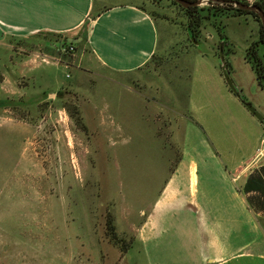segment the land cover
<instances>
[{
  "label": "rangeland",
  "instance_id": "1",
  "mask_svg": "<svg viewBox=\"0 0 264 264\" xmlns=\"http://www.w3.org/2000/svg\"><path fill=\"white\" fill-rule=\"evenodd\" d=\"M146 6L159 24V52L145 72L123 81L96 71L84 44L71 50L57 35L14 45L8 73L21 93L0 92V264H182L184 246H158L167 235L147 249L136 240L182 152V116L193 118L215 147L234 149L242 132L251 147L260 145L264 121L253 116L252 123L245 105L264 117V90L245 60L260 22L217 12L227 6L209 1L198 8L211 20L193 40L182 6ZM221 48L241 97L224 77ZM29 59L55 64L41 81L14 68ZM214 71L221 87L207 82ZM109 217L131 243L127 253L111 242Z\"/></svg>",
  "mask_w": 264,
  "mask_h": 264
},
{
  "label": "crops",
  "instance_id": "2",
  "mask_svg": "<svg viewBox=\"0 0 264 264\" xmlns=\"http://www.w3.org/2000/svg\"><path fill=\"white\" fill-rule=\"evenodd\" d=\"M146 3L0 0V92L11 97L21 93L8 73L12 49L18 42L43 34L79 40L76 44L89 49L96 71L108 73L111 76H102L113 81L145 72L159 52V24ZM47 61L29 59L14 68H20V76L42 81V73L55 64ZM217 76L211 72L207 82L221 87ZM9 89L17 93H6ZM247 116L255 123L253 114ZM188 118L182 116L183 147L178 162L136 240L147 249L151 240L167 235L158 246H184L187 258L182 264H264V158H257L264 137L259 146L251 147L242 132L237 144H232L234 149L224 144L215 147L206 141L198 123ZM191 134L201 140L196 142ZM177 234L181 243L175 239Z\"/></svg>",
  "mask_w": 264,
  "mask_h": 264
},
{
  "label": "trees",
  "instance_id": "3",
  "mask_svg": "<svg viewBox=\"0 0 264 264\" xmlns=\"http://www.w3.org/2000/svg\"><path fill=\"white\" fill-rule=\"evenodd\" d=\"M154 1V0H152ZM189 1H196V0H189ZM231 1H236V2H241L244 4H247L244 0H231ZM263 10H264V2L263 3H257ZM227 7H217L215 10L218 11H226L229 10L230 12L238 15H251L254 17L257 22H260V37L259 40L255 43H253L246 52V60L251 64L253 70L255 71V74L257 76L258 83L260 87L264 88V54L260 53V46H264V26L262 25V22L260 20V17L257 13L255 12H250L247 10H242L234 7L233 5H223ZM222 8V9H221ZM186 12V15L188 17L189 23L187 25V29L189 32V35L193 38V40H198V37L201 34V29L205 25L208 17H205L202 15L201 10H199L198 7H190L188 9H184ZM216 16V15H214ZM214 26L218 29V32L220 33L221 37L225 38V34H223V31L221 30L220 24L217 22L213 23ZM223 39V38H222ZM65 45L68 46L70 49L71 47H76L78 44L74 43H69L67 39L63 40ZM260 45V46H259ZM222 46V45H221ZM230 68V67H229ZM80 118L78 119V122H80ZM80 124V123H79ZM81 127H85L82 123L80 124ZM107 233L108 236L111 240V242L115 245L118 246L123 253H127L129 249L131 248V243H127L123 238L119 236L116 230V226L114 224V220L112 217H109L107 220Z\"/></svg>",
  "mask_w": 264,
  "mask_h": 264
},
{
  "label": "water",
  "instance_id": "4",
  "mask_svg": "<svg viewBox=\"0 0 264 264\" xmlns=\"http://www.w3.org/2000/svg\"><path fill=\"white\" fill-rule=\"evenodd\" d=\"M175 1L177 4H179L180 6H182L184 9H188L190 7H199L201 6L203 3L212 1V2H217L219 4L222 5H233L234 7L238 8V9H242V10H247L250 12H255L259 15L260 20L262 22V25L264 26V10L257 4H244L241 2H236V1H231V0H196V1H189V0H173ZM79 40H75V39H69L68 42L69 43H78ZM221 59L223 61V65H222V70L224 73V77L226 78V81L230 87V89L232 91H234L236 93V95L238 97H241L240 93L237 91L234 81L233 79L229 76V65L225 60V57L223 55L222 52V48H221ZM246 107L248 108V110L261 122L264 121V117L263 115H261V113L259 111H257V109L248 103H245Z\"/></svg>",
  "mask_w": 264,
  "mask_h": 264
},
{
  "label": "built area",
  "instance_id": "5",
  "mask_svg": "<svg viewBox=\"0 0 264 264\" xmlns=\"http://www.w3.org/2000/svg\"><path fill=\"white\" fill-rule=\"evenodd\" d=\"M71 50H73V47H71ZM257 158L258 159L264 158V139L262 140L261 146L257 151Z\"/></svg>",
  "mask_w": 264,
  "mask_h": 264
}]
</instances>
